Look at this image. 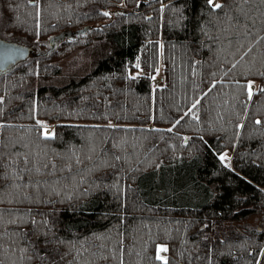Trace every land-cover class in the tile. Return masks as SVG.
Instances as JSON below:
<instances>
[{
    "label": "trees",
    "instance_id": "16d2710c",
    "mask_svg": "<svg viewBox=\"0 0 264 264\" xmlns=\"http://www.w3.org/2000/svg\"><path fill=\"white\" fill-rule=\"evenodd\" d=\"M215 3L0 0L36 49L0 72V264H264V0Z\"/></svg>",
    "mask_w": 264,
    "mask_h": 264
},
{
    "label": "rangeland",
    "instance_id": "374dc122",
    "mask_svg": "<svg viewBox=\"0 0 264 264\" xmlns=\"http://www.w3.org/2000/svg\"><path fill=\"white\" fill-rule=\"evenodd\" d=\"M216 1L217 0H214V2H216ZM75 33L76 32L66 30L65 33H63L62 35L59 33V35L57 34V35L53 36L51 38L50 42L52 44H55L59 40H61L63 38H72V37H74ZM0 37L3 38V39H7V38H5L3 36H0ZM8 40H10V39H8ZM12 41H16L18 43H21V44H24V45H28L32 49L30 54L36 53V49L32 45L26 44V43H24L21 40H12ZM179 197L181 199L190 198L191 197V192L186 189L182 193H180ZM198 200H204V199H203V197H199ZM231 221L230 222L227 221V220H223L221 222L219 221L218 223L213 224L212 226H210V228H206L207 229L206 233L208 235V238L217 239V238H223V237H225L227 235H231L233 233V229H234V223H233V221L232 222ZM258 225L264 227V222L261 221Z\"/></svg>",
    "mask_w": 264,
    "mask_h": 264
},
{
    "label": "water",
    "instance_id": "95a60500",
    "mask_svg": "<svg viewBox=\"0 0 264 264\" xmlns=\"http://www.w3.org/2000/svg\"><path fill=\"white\" fill-rule=\"evenodd\" d=\"M81 30H76V32ZM63 33H65V31L60 34L62 35ZM31 51L32 49L28 45L0 37V72L11 68L12 65L17 64L19 61L26 59Z\"/></svg>",
    "mask_w": 264,
    "mask_h": 264
},
{
    "label": "snow or ice",
    "instance_id": "6c2138e0",
    "mask_svg": "<svg viewBox=\"0 0 264 264\" xmlns=\"http://www.w3.org/2000/svg\"><path fill=\"white\" fill-rule=\"evenodd\" d=\"M206 3H207V5L211 6L213 9H220V8L223 7L222 4L215 3L214 0H206ZM104 15H110V13H107V12H106V13H104ZM136 67L139 68L140 65L137 64ZM247 91H248V95H249V97L251 98V96H252V82H249V83H248V85H247ZM197 103H199V101H197ZM195 106H196V105L194 104L193 107H195ZM178 122H179V121H177V123H178ZM40 123H42V122H40ZM256 123H260V121H256ZM169 131H170V130H169ZM43 134L45 135V137H47V136L49 135V133L47 132V129H46V128L44 129V133H43ZM226 158H227L226 155H221V156H220V159H221L222 161L225 160ZM0 219H2V217H0ZM13 223H14V221H13ZM32 223L35 224L36 221H32ZM43 223H46V221L43 222ZM45 243H50V241H45ZM159 250H160V251H167L166 247H164V246H160V249H159ZM23 251L26 252L27 249H23ZM261 255H264V252H262ZM157 259H159V260H161V261H164V264H167L166 257H164V256H157ZM257 264H259V261H257Z\"/></svg>",
    "mask_w": 264,
    "mask_h": 264
},
{
    "label": "bare ground",
    "instance_id": "6f19581e",
    "mask_svg": "<svg viewBox=\"0 0 264 264\" xmlns=\"http://www.w3.org/2000/svg\"><path fill=\"white\" fill-rule=\"evenodd\" d=\"M156 81V80H155Z\"/></svg>",
    "mask_w": 264,
    "mask_h": 264
}]
</instances>
